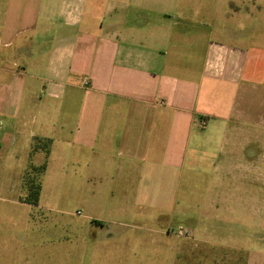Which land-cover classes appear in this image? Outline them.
<instances>
[{
    "label": "crops",
    "instance_id": "1",
    "mask_svg": "<svg viewBox=\"0 0 264 264\" xmlns=\"http://www.w3.org/2000/svg\"><path fill=\"white\" fill-rule=\"evenodd\" d=\"M182 3L9 5L0 23V156L27 151L21 184L26 168L45 158L32 156L34 140L48 139L41 176L77 168L85 185H97L86 188L90 197H120L128 201L120 211L129 210L149 177L162 182L165 167L185 163L193 136L228 135L250 113L264 117V43L253 37L263 32L261 19L254 27L245 19H171Z\"/></svg>",
    "mask_w": 264,
    "mask_h": 264
},
{
    "label": "rangeland",
    "instance_id": "2",
    "mask_svg": "<svg viewBox=\"0 0 264 264\" xmlns=\"http://www.w3.org/2000/svg\"><path fill=\"white\" fill-rule=\"evenodd\" d=\"M17 2L0 0V23ZM182 4L171 19H245L247 26L261 19L264 28V0ZM262 33L253 37L264 43ZM259 114L231 125L228 135L209 129L193 136L185 163L165 167L162 182L149 177L123 211L128 201L120 197H90L86 188L97 185H85L77 168H48L41 176L28 166L21 184L27 151L17 160L1 154L0 264H264V117ZM71 157L78 162L77 154ZM32 178L34 184L43 182L38 206L25 202Z\"/></svg>",
    "mask_w": 264,
    "mask_h": 264
},
{
    "label": "trees",
    "instance_id": "3",
    "mask_svg": "<svg viewBox=\"0 0 264 264\" xmlns=\"http://www.w3.org/2000/svg\"><path fill=\"white\" fill-rule=\"evenodd\" d=\"M50 145L51 140H42L35 139L32 144V156H34L38 152H43L45 154V158L43 163L40 166H33L34 169H39L40 173H44L47 168V161L50 153ZM34 178L31 179V183L28 184L26 191L28 192V196L26 197L25 202L30 205H38L42 183L41 181L38 184H34Z\"/></svg>",
    "mask_w": 264,
    "mask_h": 264
},
{
    "label": "built area",
    "instance_id": "4",
    "mask_svg": "<svg viewBox=\"0 0 264 264\" xmlns=\"http://www.w3.org/2000/svg\"><path fill=\"white\" fill-rule=\"evenodd\" d=\"M89 82L85 81V86H88ZM203 126H205V124H203Z\"/></svg>",
    "mask_w": 264,
    "mask_h": 264
}]
</instances>
